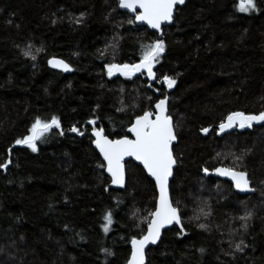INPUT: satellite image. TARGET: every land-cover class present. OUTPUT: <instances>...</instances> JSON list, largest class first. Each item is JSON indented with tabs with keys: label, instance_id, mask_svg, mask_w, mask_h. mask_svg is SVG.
<instances>
[{
	"label": "trees",
	"instance_id": "obj_1",
	"mask_svg": "<svg viewBox=\"0 0 264 264\" xmlns=\"http://www.w3.org/2000/svg\"><path fill=\"white\" fill-rule=\"evenodd\" d=\"M240 3L189 0L178 8L163 28L152 84L146 75H107V64L139 63L143 46L160 38L128 23L134 18L118 0H0V163L11 161L0 168V264L128 263L157 189L133 162L126 188L114 189L87 123L95 120L113 140L130 137L136 116L165 97L177 138L170 192L184 234L166 231L146 264H264V122L217 135L230 113L264 111V0L251 12ZM53 58L72 73L52 70ZM165 75L176 81L172 88ZM53 116L60 127L35 141L37 151L15 144L37 118ZM221 167L246 171L253 191L239 195L228 181L203 175Z\"/></svg>",
	"mask_w": 264,
	"mask_h": 264
},
{
	"label": "snow or ice",
	"instance_id": "obj_2",
	"mask_svg": "<svg viewBox=\"0 0 264 264\" xmlns=\"http://www.w3.org/2000/svg\"><path fill=\"white\" fill-rule=\"evenodd\" d=\"M185 0H118V7L121 9H128L134 13V20H129L132 24L136 21L148 25L150 28L160 30L162 24L171 22L173 20L174 9L177 5H182ZM241 12H251L256 10L255 0H241L238 5ZM31 46H29V49ZM41 51V49H37ZM165 51V42L162 38L156 39L153 43L144 45L142 49V58L139 63L135 64H116L109 63L105 67L107 75L112 76L119 72L124 76H132L135 73L146 72L150 78H155L153 67L159 62V57ZM24 55H31L30 51H26ZM33 60L36 59L34 55L31 56ZM48 63L53 67L62 68L64 71H69L70 67L63 60L50 59ZM163 81L168 88H172L176 81L165 75ZM167 97L159 100L155 104V111H145L142 115L135 118L134 123L128 128V132L132 134L133 138L127 135L120 139H109L104 135L103 128L99 130L93 129L96 137L94 143L103 155L106 164L101 167L106 168L110 175L111 184L124 187L125 185V157H134L139 161L147 173L154 178L155 186L158 188V197L155 210L149 214V222L147 224L146 232L137 239L135 236L131 238V258L128 264H144V250L149 243L156 244L161 236V229L167 225H178L179 233L184 234V225L178 206H174L169 194V177L172 175L173 166L176 163L172 151L173 141L176 140L172 117L167 114ZM154 117V118H153ZM264 122V111L258 114H245L244 112H232L224 121L219 124L220 132L226 129H231L234 126L239 128H252L253 123ZM95 124V120L89 121ZM53 126L59 128L60 121L58 117H51L49 121H42L39 118L35 120L30 129V134L23 138L15 140L16 145H27L32 151H37L35 141L39 139L44 133L49 131ZM72 132H77L76 127L71 128ZM202 132L207 133V128L201 129ZM240 160L241 157H236ZM11 161L0 163V168L7 169ZM208 172V169H203ZM215 171L222 176L230 177L234 182L235 188L241 191H251L250 180L246 171L237 170L232 167L216 168ZM207 215V213H204ZM251 213H246L245 216L240 217L242 220H247ZM199 219V217H196ZM105 223L103 229L105 233L109 231V226L112 224V213L108 211L104 215ZM200 228H206L205 224H199ZM243 227H247L246 224ZM244 241L235 245L238 251L244 249L241 245ZM107 255H111L108 249H103ZM203 251V250H201Z\"/></svg>",
	"mask_w": 264,
	"mask_h": 264
},
{
	"label": "water",
	"instance_id": "obj_3",
	"mask_svg": "<svg viewBox=\"0 0 264 264\" xmlns=\"http://www.w3.org/2000/svg\"><path fill=\"white\" fill-rule=\"evenodd\" d=\"M188 1H189V0H185V3H184V4H182V5H177L176 8L174 9V15H175V13L177 12V9L183 7ZM120 11H121L122 13L129 14L130 16H132V17L134 18V15H135V14L132 13L130 10H128V9H121V8H120ZM174 15H173V20H172L171 22H165L164 24H162L161 29H160L159 31H158V30H155V29H152V28H150L148 25H146V24H144V23H142V22H139V21H136V22H135V25L138 26V27H146V28H149L151 31L158 33L159 36H160V38H162V37H163V28H165V27H170V26L173 25V22H174ZM55 59H56V58H55ZM58 60H61V59H58ZM64 62H65V61H64ZM65 63H66V62H65ZM48 66H49L52 70L60 71V72H63V73H65V74H71V73H72V69H71L70 66H69V67H70V70H69V71H64L62 68L53 67V66H52L51 64H49V63H48ZM153 71H154V67H153ZM142 75H146L147 78L149 79V81H150L152 84L155 83L156 77H155V78H150V77L147 75L146 72H144L143 74L138 72V73H135V74L132 75V76H124V75L120 74L119 72H117V73L114 74V76H124V77H133V78H138V77H140V76H142ZM166 107H167V114L170 115V114H169V112H170V99H169L168 97H167V104H166ZM154 111H155V108H154ZM170 116H171V115H170ZM153 118H154V117H153ZM172 123H173V126H174V120H173V118H172ZM261 123H263V122H260V123H255V122H254V123H253V126H254V125H257V124H261ZM87 125L90 126V127L92 128L91 135H92V137H93V140L95 141L96 137H95V135H94V133H93V129H97V130H99V128H97L96 124L87 123ZM87 125H86V126H87ZM236 129L242 130V129L239 128L238 126H234V127L231 128V129H226L224 132H220V130H219V126H218L217 135L220 136V137H222V136H224V135H226V134H229V133L234 132ZM243 129H244V128H243ZM208 130H209V131H208L207 133L201 132L202 135H208V134L210 133V131H211L210 129H208ZM174 132H175V135H176L175 127H174ZM104 135H106L105 132H104ZM108 138H109V137H108ZM129 138H133L131 133H130V137H129ZM109 139H110V138H109ZM176 144H177V138H176L175 141H173V144H172V151H173V155H174V157H175V154H174V147H175ZM93 145H94L95 150H96V151L99 153V155L101 156V158H102L104 164H106V162H105L104 159H103V155L100 153V151H99V149L96 147L95 143H93ZM175 160H176V158H175ZM128 162H133V163H135L136 165H138V166H140V167L143 168V165H142L139 161H136L134 157H125V160H124V165H125V185H124V187H121V186H119V185H113V184H111L112 187H113L114 189L124 190V189L126 188V186H127V171H126V164H127ZM176 167H177V160H176L175 165L173 166V169H172V175L169 177V194H170V197H171L170 187H171V182H172V180L174 179V175H175ZM143 169H144V168H143ZM105 171H106V169H105ZM144 171L146 172V174H147V176L149 177V179H151V180L154 182V184H155V180H154V178L151 177V176L147 173L146 169H144ZM106 174H107V176L110 178V175L107 173V171H106ZM203 175L212 176V177H220V178H222L223 180L228 181L230 184H232V186H233L235 192H236L237 194H239V195H248V194H250V193L253 191V190H251V191H241V190L236 189V188H235V185H234V182L231 180L230 177L222 176V175H220L219 173H217L215 170L212 171V172H210V171H208V172H203ZM248 178H249V176H248ZM110 180H111V178H110ZM249 180H250V179H249ZM250 187H251V189H252V183H251V181H250ZM156 189H157V195H158V188L156 187ZM171 199H172V198H171ZM174 227H178V228H179V226H178V225H175V224L165 226L163 229H161V236H160V239L157 241V243H156V244L149 243L148 245L145 246V250H144V264L147 263V252H148L150 249H152V248H156V247L160 244V242H161V240H162V238H163L164 233H165L166 231H168V230L173 229ZM130 258H131V257H130ZM127 264H128V263H127Z\"/></svg>",
	"mask_w": 264,
	"mask_h": 264
},
{
	"label": "rangeland",
	"instance_id": "obj_4",
	"mask_svg": "<svg viewBox=\"0 0 264 264\" xmlns=\"http://www.w3.org/2000/svg\"><path fill=\"white\" fill-rule=\"evenodd\" d=\"M109 231H110V226H109ZM109 231H108V232H109ZM108 232H107V233H108Z\"/></svg>",
	"mask_w": 264,
	"mask_h": 264
}]
</instances>
